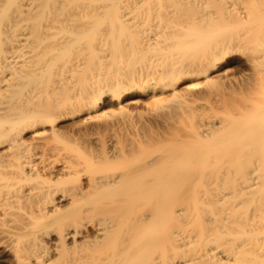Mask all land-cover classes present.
I'll list each match as a JSON object with an SVG mask.
<instances>
[{
    "label": "bare ground",
    "instance_id": "obj_1",
    "mask_svg": "<svg viewBox=\"0 0 264 264\" xmlns=\"http://www.w3.org/2000/svg\"><path fill=\"white\" fill-rule=\"evenodd\" d=\"M237 57L264 62V0H0V248L9 264H264V139L210 121L191 141L201 147L137 167L127 150L142 152L139 140L102 142L88 162L23 139L45 128L59 138L66 120L103 121L94 115L108 108L128 113L135 98L148 111L169 94L180 116L207 110L210 92L183 87ZM129 61L139 67L116 73Z\"/></svg>",
    "mask_w": 264,
    "mask_h": 264
},
{
    "label": "rangeland",
    "instance_id": "obj_2",
    "mask_svg": "<svg viewBox=\"0 0 264 264\" xmlns=\"http://www.w3.org/2000/svg\"><path fill=\"white\" fill-rule=\"evenodd\" d=\"M135 63L136 61H129L126 71L122 69L116 73L126 75L133 73L139 67L136 65L135 68ZM191 85L210 92V107L207 110L196 106V110L192 113L180 116L178 114L180 99L177 95L169 94L170 102L157 107L154 111H148L145 108H139L142 99L135 98L133 101L138 103H127L128 113L118 108H108L94 115L102 117L103 121L87 120V117L82 119L83 122L66 120L59 128L62 133L59 138L50 136V129L45 128L39 131L45 134L42 138H35L34 133L31 132L23 139L31 145L41 144L42 141L48 139L49 147L57 153L80 157L88 162L98 161L101 156L100 143L102 142L143 141L145 147L142 152L135 148L127 150L130 155L129 166L132 167H137L142 160L150 161L159 156L164 160L178 161L181 155L186 156L188 153L186 145L201 147L197 142L191 141L202 139L198 134L199 125L208 124L210 121H213L212 130L221 126L230 129L235 125L237 133H239L238 129L242 133L237 136L239 139H264L253 136L255 133L264 131V62L253 65L245 57L233 58L209 80L187 83L183 88ZM224 90H227L226 94ZM144 100L149 102V99ZM141 113L145 117L144 121L139 118H136L135 122L128 120L129 116L138 117ZM103 122L107 124L104 128H102ZM88 145H92V149H87ZM65 148L67 152L63 151ZM6 152L7 147L0 149V154ZM125 164L119 163L113 169L121 172ZM178 168L179 165L176 166L177 170ZM93 171L98 173L101 168L95 167L91 172ZM11 261V256L5 254L0 248V264H9Z\"/></svg>",
    "mask_w": 264,
    "mask_h": 264
}]
</instances>
